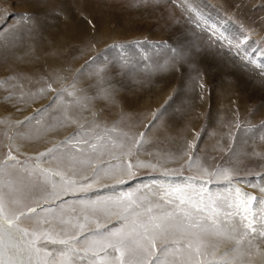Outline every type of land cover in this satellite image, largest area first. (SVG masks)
Returning a JSON list of instances; mask_svg holds the SVG:
<instances>
[{"label":"rangeland","instance_id":"rangeland-1","mask_svg":"<svg viewBox=\"0 0 264 264\" xmlns=\"http://www.w3.org/2000/svg\"><path fill=\"white\" fill-rule=\"evenodd\" d=\"M263 57L264 0H0V167L22 201L14 210L63 202L67 220L82 215L80 200L210 181L213 194L234 197L239 188L255 197L252 218L259 229L264 220L259 203L264 200ZM239 72L254 84H240ZM61 92L63 101L72 103L62 109L57 101L45 112ZM76 98L88 99L77 105ZM65 115L76 123L60 125ZM93 122L131 140L93 156L94 167L77 165L74 178L87 183L83 177L91 178L95 168L112 165L110 175L101 173L91 189L46 204L40 189L32 187L36 177L29 176L36 158L80 131L79 125L88 130ZM141 134L140 145L132 147ZM129 149L132 155H123ZM10 153L16 160L8 159ZM138 162L150 166L136 167ZM40 167L72 175L66 164L48 157L41 158ZM223 169L230 170V181L211 175ZM37 212L51 220L44 228L67 230L69 236L79 231L61 224L55 213L39 207ZM87 214L85 235L96 231L95 221L100 231L118 226L116 217L101 210ZM21 226L37 227L31 220ZM248 239L230 259L264 264V241L249 245ZM73 243L83 256L86 244ZM233 245L221 241L217 256L228 253L229 259ZM74 264L89 260L78 257Z\"/></svg>","mask_w":264,"mask_h":264},{"label":"snow or ice","instance_id":"snow-or-ice-1","mask_svg":"<svg viewBox=\"0 0 264 264\" xmlns=\"http://www.w3.org/2000/svg\"><path fill=\"white\" fill-rule=\"evenodd\" d=\"M63 91L75 97L74 92L67 89ZM87 99L76 98L74 102L81 105ZM57 101L61 102L62 109L72 103L63 101L61 92L44 111L52 108ZM58 123L67 126L76 121L65 115ZM79 128L80 131L60 145L41 153L36 158V166L29 172L30 177H36L32 187L40 189L46 204L49 201H63L65 195L91 189L101 173L110 175L114 167L112 165L95 168L91 178L83 177L87 183L74 178L78 171L77 165L81 168L94 167L93 156L101 157L110 148H123L131 140L127 133H118L114 127L100 129V125L95 122L88 126V130L83 124ZM142 139L143 134L132 147H138ZM66 147L67 151H64ZM123 155H132L131 149ZM42 157H48L49 161H55L58 165L66 164L72 175H66L61 170L41 168ZM115 158L119 159L118 156ZM8 159L16 160V157L10 153ZM149 166L139 162L136 165ZM132 168L131 164L127 166L129 175L133 174ZM4 174V169L0 167V264H74L78 257L88 258L89 264H235V259H226L228 253L217 256L221 241H235L237 247L233 252H238L239 246L250 235L252 239H248L249 245L255 239L264 241V220L257 229L254 226L256 221L252 218V204L256 198L242 193L239 188L234 190V197H222L209 191L210 181H202L199 185L190 182L185 185L158 186L157 191L149 189L143 194L120 192L98 200H80L78 203L83 206V222H80L81 217L64 219L63 202L55 208H44L38 204L40 211L55 213L61 224L79 230L69 236L67 230L44 228L43 225H50L51 220L40 216L37 207L14 210L22 201L12 182L4 181ZM211 175L217 179L231 180L229 169ZM195 179L189 178L190 181ZM5 188L8 189L7 193ZM259 203L264 204V200ZM57 209L61 211L57 212ZM87 210H101L109 217H116L118 226L100 231L102 226L95 221L96 231L85 235L84 230L90 222ZM23 220H31L37 227L31 230L22 227ZM81 236L83 240H80ZM73 241L86 244L83 256ZM48 245L61 247L49 248Z\"/></svg>","mask_w":264,"mask_h":264},{"label":"bare ground","instance_id":"bare-ground-1","mask_svg":"<svg viewBox=\"0 0 264 264\" xmlns=\"http://www.w3.org/2000/svg\"><path fill=\"white\" fill-rule=\"evenodd\" d=\"M205 4H206V3H205ZM226 23H227V22H226ZM227 24H228V23H227ZM225 26H226V25H225ZM261 54H263V53H261ZM259 56H260V55H259ZM263 58H264V57H263ZM229 60H230V59H229ZM135 62H136V61H135ZM219 72L221 73V71H219ZM239 73H240V72H239ZM239 73H238V75H239ZM214 75H215V74H214ZM240 76L242 77V80H243V81H241V80L238 78V79L240 80V81H239L240 84H242L243 82H244L245 84L248 83V86H249V82H250L251 84H254V83L252 82L253 80H251V81L247 80V79H246L247 76H246L245 74H243L242 72L240 73ZM253 76H254V75H253ZM215 77H216V76H215ZM241 77H240V78H241ZM241 82H242V83H241ZM258 82H259V81H258ZM258 82H257V83H258ZM255 85H256V84H255ZM253 86H254V85H253ZM222 88H223V87H222ZM223 91H224V90H223ZM254 93H255V92H254ZM215 102L217 103V101H215ZM225 102H226V101H225ZM231 103H232V102H231ZM201 106H202V105H201ZM228 109H229V107H228ZM228 111H229V110H228ZM196 120H197V119H196ZM193 123H194V122H193ZM209 125H211V124H209ZM189 128H190V127H189ZM191 130H192V129H191ZM201 140H202V139H201ZM237 144H238V143H237ZM237 144H236V146H237ZM249 151H250V150H249ZM258 207H260V206H258ZM70 213H71V212H70ZM70 213H69V214H70ZM78 214H79V213H78ZM67 215H68V214H67ZM73 217H74V215H73ZM80 217H81V221H80V222H83V221H82V215H81ZM70 218H71V217H69V215H68L67 219H70ZM75 222H76V221L73 219V223H75ZM230 242H231V241H230ZM224 246H227V245H224ZM233 246H234V245H233ZM235 246H236V245H235ZM235 246H234V247H235ZM246 246H247V245H246ZM227 247H228L227 250H231V249L233 248V247H231V246H227ZM244 249H245V248H244ZM241 250H243V249H241ZM243 252H244V251H243ZM243 252H242V253H243ZM230 253H231V254H230V256H229V259L231 258L232 255L235 254V252L230 251ZM238 253H239V252H238ZM235 256H236V255H235ZM260 256H262V255L260 254ZM238 260H239V259H238ZM244 262H245V261H244ZM247 262H248V261H247ZM259 263H260V261H259ZM240 264H241V263H240ZM254 264H255V263H254Z\"/></svg>","mask_w":264,"mask_h":264}]
</instances>
